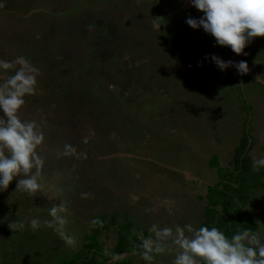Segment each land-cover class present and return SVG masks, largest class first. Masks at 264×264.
Listing matches in <instances>:
<instances>
[{"label":"rangeland","instance_id":"1","mask_svg":"<svg viewBox=\"0 0 264 264\" xmlns=\"http://www.w3.org/2000/svg\"><path fill=\"white\" fill-rule=\"evenodd\" d=\"M158 1L161 7L157 0H0V59L24 56L38 69L21 118L35 121L45 136L42 192L16 191L17 179L0 190V264L82 262L91 255L85 246L98 217L106 228L90 248L105 257L121 235L130 236L134 252L111 262L149 264L139 254L138 234L152 235V224L203 226L227 200L224 184L209 188L240 160L252 167L246 175H258L253 182L237 174L245 178L243 190L260 186L242 211L252 214L264 239V167L253 168L264 155V37L238 56L203 28L189 27L187 19L203 13L185 8L187 0ZM172 7H181L185 20L171 15L169 36L160 25L161 33L145 30L164 22ZM213 55L246 61L253 76L205 80L206 71L215 74ZM204 63H212L209 70ZM65 144L86 158L60 155ZM165 199L174 202L170 211ZM54 204L65 208L64 231L74 245L44 224ZM32 219L40 221L35 230ZM17 220L24 229L12 231ZM173 259L160 254L152 264Z\"/></svg>","mask_w":264,"mask_h":264},{"label":"clouds","instance_id":"2","mask_svg":"<svg viewBox=\"0 0 264 264\" xmlns=\"http://www.w3.org/2000/svg\"><path fill=\"white\" fill-rule=\"evenodd\" d=\"M198 11L201 18H188L186 23L192 29L203 28L220 47L230 48L236 55L246 54L244 49L254 38L264 37V0H188ZM212 62L219 70L234 67L238 74L246 75L249 67L246 61H224L213 55ZM13 74L9 75V72ZM252 72V71H251ZM38 69L24 57L18 56L8 61L0 59V190L6 191L10 183L17 179L16 191H23L29 196L41 193L43 189L42 171L45 159L39 149L45 142L40 126L32 120L21 118V110L26 96L36 92ZM65 157L81 156L76 149L65 144L60 153ZM264 167V155L253 160V168ZM82 198L87 194L82 193ZM163 205L170 206L173 201L165 199ZM65 211L63 204L53 205L49 215L52 220L44 224L54 228L69 246L75 239L66 234L64 227L67 219L61 215ZM152 211V209H146ZM259 224V222H258ZM33 230L40 226V221H30ZM261 225V224H259ZM12 231L23 230L24 224L13 221L9 224ZM145 237L138 234L140 256L152 264L156 255L174 254L172 264H264V239L260 231H237L230 238L217 227L193 224L175 225L174 227L152 224ZM264 231V229H262ZM115 259V258H114Z\"/></svg>","mask_w":264,"mask_h":264},{"label":"trees","instance_id":"3","mask_svg":"<svg viewBox=\"0 0 264 264\" xmlns=\"http://www.w3.org/2000/svg\"><path fill=\"white\" fill-rule=\"evenodd\" d=\"M190 43L191 42H188L185 44L187 45V48L189 51L193 47V43H192V46ZM182 44L183 42L179 46H182ZM106 62L109 63L110 61H106ZM218 71H221V70L218 69ZM236 163H237L236 166L234 165L236 169H232L233 170L232 173L227 172V176H225L226 175L225 171L226 170L230 171V170L224 169V172L222 173V175H220L221 177L219 176L220 179L218 180V183L214 184L212 187L209 188V191L218 190L220 183L224 184L225 186L224 191H226L227 200H226V205L223 206V209L217 210L216 208H213L212 210L213 213L211 217L206 220L205 224H203V226H208L210 228L213 226L217 227L219 230L224 232V234L229 238L233 234H235L237 231H242V230L247 229V230H251L255 232L257 228L255 227V224L252 223L254 221L252 214L249 213V211L245 212L246 210L242 211L243 209L242 205L246 204V202L252 198L251 191L253 190L255 192L260 186L256 185L255 186L256 189L252 188L250 192L248 190L246 192L243 190L244 187L242 186L243 184L241 182L245 181V178L251 181L253 179V182H254V180L255 181L257 180L256 178L258 177V175H256L255 172L252 174L246 175L244 170L250 169L252 167L251 166L248 167V165L242 160ZM242 163H245V166L243 168L240 167V164ZM219 168L223 169L222 167H219ZM239 173L242 177H244V175H246V177L237 179L236 176ZM261 174L263 175V173ZM218 202L219 200H216V202H214V205L217 206ZM104 219H105L104 217H98L96 219V221L94 222V226H93V231H92L93 234L89 236V238H91V241L89 244H86L85 246L86 250H88V252L91 253V255L87 257L85 256L82 262H77L74 264H116V263L121 264L120 261H117L116 263H112L111 259L120 258L124 254H129L131 252H134L132 249L135 247L136 244L132 242L133 240L132 241L131 239L129 240L130 236L125 237L123 235H121L118 238V244L115 247V249L111 250L109 254L105 257H102L100 253L97 254L96 250L94 251L93 248H90L91 242L93 245L94 241L99 239L100 235L102 234L105 224L103 226H100L99 222L104 221ZM250 222L251 224H249ZM64 264H67V261H65Z\"/></svg>","mask_w":264,"mask_h":264},{"label":"flooded vegetation","instance_id":"4","mask_svg":"<svg viewBox=\"0 0 264 264\" xmlns=\"http://www.w3.org/2000/svg\"><path fill=\"white\" fill-rule=\"evenodd\" d=\"M157 2H158V4H159V6H160V2L157 0ZM183 2L185 3L186 2V0H183ZM187 2H188V0H187ZM189 6H191V4H187V7H185V8H188ZM161 7V6H160ZM170 9V8H169ZM167 10V12H166V17L164 18V22H161V21H158L157 22V25L156 24H149V26L145 29V30H149V32L150 31H152V32H154L155 34H157L159 31H158V29L159 30H161L160 28H158L159 27V25L160 26H163V28L165 27V28H167V31H165L164 32V34L165 35H167V36H169V33L172 31V26H171V22H169V21H171V19L172 18H170V17H172L171 15H174V17L175 16H178V17H180L181 19H183V20H185L184 18H185V16H183L182 14L184 13V11L181 9V7H180V9H175L174 7H172V9H170V10ZM180 10H181V12H180ZM193 10L195 11V13H197V14H199V12L200 11H198L197 9H195L194 7H193ZM188 16V15H187ZM194 16V15H193ZM148 23H150V22H148ZM163 30V29H162ZM161 30V31H162ZM165 30V29H164ZM158 31V32H157ZM149 32H148V35H149ZM153 33V36H152V40L154 41L156 38H155V34ZM159 33H161V32H159ZM191 44V46H192V42L190 43ZM189 51V50H188ZM195 52V54L197 53L196 51H194ZM197 55L198 56H200V54L199 53H197ZM236 59H238V58H236ZM204 60V59H203ZM210 61H212V60H210ZM209 61V62H210ZM235 62H237L236 60H235ZM196 66H194V67H192V70L193 69H198L199 68V64H195ZM204 65V68L205 69H207V70H209V68H210V66L212 65V63H210L208 66L204 63L203 64ZM215 70V71H214ZM197 73H198V71H200V70H195ZM211 71L213 72L214 71V73L215 74H211L209 71H206L208 74H207V76H203V78L205 79V80H208V81H210L212 78H214L215 76H217L218 77V73H230L231 75L233 74V73H236L237 72V70L235 69V70H224V71H218V67H214L213 69H211ZM222 74V75H223ZM209 75H212V76H209ZM219 75H221V74H219ZM221 75V76H222ZM200 77H202V76H200ZM204 79H202V80H204ZM195 80V79H194ZM146 87V86H145ZM149 88V87H148ZM111 93V92H110ZM109 93V94H110Z\"/></svg>","mask_w":264,"mask_h":264},{"label":"water","instance_id":"5","mask_svg":"<svg viewBox=\"0 0 264 264\" xmlns=\"http://www.w3.org/2000/svg\"><path fill=\"white\" fill-rule=\"evenodd\" d=\"M189 5V4H188ZM237 63H238V59H237ZM232 69H235V68H232ZM248 74H251L252 75V72H250V69H249V72H248ZM253 76V75H252ZM125 256H128L127 254H124V257ZM120 259V258H119Z\"/></svg>","mask_w":264,"mask_h":264},{"label":"bare ground","instance_id":"6","mask_svg":"<svg viewBox=\"0 0 264 264\" xmlns=\"http://www.w3.org/2000/svg\"><path fill=\"white\" fill-rule=\"evenodd\" d=\"M184 7H186V6H184Z\"/></svg>","mask_w":264,"mask_h":264},{"label":"crops","instance_id":"7","mask_svg":"<svg viewBox=\"0 0 264 264\" xmlns=\"http://www.w3.org/2000/svg\"><path fill=\"white\" fill-rule=\"evenodd\" d=\"M217 174V173H216Z\"/></svg>","mask_w":264,"mask_h":264}]
</instances>
